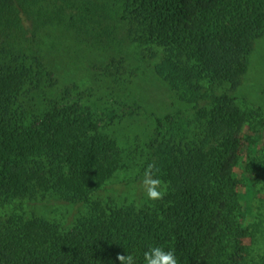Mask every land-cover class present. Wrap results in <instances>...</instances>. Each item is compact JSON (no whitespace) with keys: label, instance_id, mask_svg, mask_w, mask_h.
<instances>
[{"label":"trees","instance_id":"1","mask_svg":"<svg viewBox=\"0 0 264 264\" xmlns=\"http://www.w3.org/2000/svg\"><path fill=\"white\" fill-rule=\"evenodd\" d=\"M263 36L264 0H0V264H258L264 129L236 92ZM148 74L181 109L149 111Z\"/></svg>","mask_w":264,"mask_h":264},{"label":"rangeland","instance_id":"2","mask_svg":"<svg viewBox=\"0 0 264 264\" xmlns=\"http://www.w3.org/2000/svg\"><path fill=\"white\" fill-rule=\"evenodd\" d=\"M81 55L82 58H84L87 54L86 52H82ZM134 64L136 63H133V67H135ZM157 86L155 77L152 74H148L146 79L143 78V81H141L136 88V90H142V94L147 97L146 99H148L150 106L146 104V107H149V111L156 110L159 113L161 110L175 111L182 108V106L178 103L171 107L170 99L164 94V91L162 93H160L161 91L156 93V90L161 89ZM236 97L238 98V105L245 111H256L260 114L259 117H256L253 123L255 131L259 132L264 129V36L256 42V52L251 62V66L247 74L242 79V83L236 92ZM168 106L171 107V109L168 108ZM137 120L138 122H133ZM137 120H126L118 126L116 129L117 133L121 135L123 133H127L128 130H132L134 134L140 133L146 126L145 124H142L141 119ZM244 133L247 136L253 135L249 128H246ZM263 143L264 135L260 146H262ZM236 173L240 176L241 169H236ZM262 199L264 201V198ZM252 257L258 264H262L264 262V234L259 235L258 243L253 250Z\"/></svg>","mask_w":264,"mask_h":264},{"label":"clouds","instance_id":"3","mask_svg":"<svg viewBox=\"0 0 264 264\" xmlns=\"http://www.w3.org/2000/svg\"><path fill=\"white\" fill-rule=\"evenodd\" d=\"M137 187L143 192L145 198L151 202L162 200L167 194V185L159 176V168L154 163L144 167L139 177ZM119 264H136L133 255H118ZM144 264H178L173 250H165L162 246H151L143 254Z\"/></svg>","mask_w":264,"mask_h":264}]
</instances>
